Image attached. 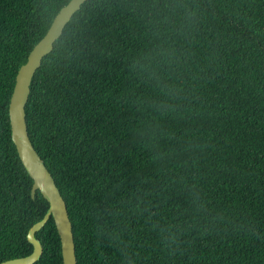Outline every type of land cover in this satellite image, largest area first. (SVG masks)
Here are the masks:
<instances>
[{
    "label": "trees",
    "instance_id": "1",
    "mask_svg": "<svg viewBox=\"0 0 264 264\" xmlns=\"http://www.w3.org/2000/svg\"><path fill=\"white\" fill-rule=\"evenodd\" d=\"M70 0H0V262L49 208L12 137L30 51ZM30 137L77 264H264V0H87L31 84ZM35 264H63L54 218Z\"/></svg>",
    "mask_w": 264,
    "mask_h": 264
},
{
    "label": "water",
    "instance_id": "2",
    "mask_svg": "<svg viewBox=\"0 0 264 264\" xmlns=\"http://www.w3.org/2000/svg\"><path fill=\"white\" fill-rule=\"evenodd\" d=\"M86 1L70 0L60 9L47 33L30 51L27 61L22 64L16 77L9 107L13 141L26 169L34 180L33 196L37 190H40L50 205L44 217L33 224L29 230L28 240L33 244V251L26 256L1 261L0 264H35L39 261L43 254V245L36 233L45 226L51 216L55 220L61 237L63 264H77L73 224L67 203L30 137L26 105L31 93L33 77L41 66L43 58L52 52L54 44L61 37L65 26Z\"/></svg>",
    "mask_w": 264,
    "mask_h": 264
}]
</instances>
